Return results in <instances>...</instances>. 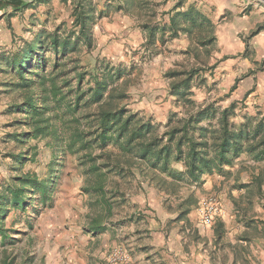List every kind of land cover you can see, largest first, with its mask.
I'll return each instance as SVG.
<instances>
[{
	"label": "rangeland",
	"instance_id": "rangeland-1",
	"mask_svg": "<svg viewBox=\"0 0 264 264\" xmlns=\"http://www.w3.org/2000/svg\"><path fill=\"white\" fill-rule=\"evenodd\" d=\"M10 2L15 4L4 12L5 26L0 27V61L2 56L36 41L46 47L53 37L60 46L64 41L71 46L73 43L62 60L67 63L64 70L76 66L78 72L95 66L105 71L119 67L121 78L108 88L123 90L120 104L148 120L159 133L166 129L165 123L172 115H188L175 101L170 87L174 71L194 72L191 98L202 108L213 104L221 111L234 102V123L257 113L264 115V53L256 52L250 43L264 25L236 35L229 30L234 16L253 9L249 3L234 12L220 10L210 0H135L131 6L128 0ZM82 9L90 45L79 34L80 24L76 23ZM174 14L175 31L170 25ZM34 52L40 55L42 51ZM46 55L51 61L53 50L47 48ZM2 69L0 192L22 173L35 174L45 182L51 179L48 183L53 191L45 203L38 193L27 192L25 210L7 211L3 222L7 237H0V261L11 259L19 264L32 258L31 264H109V255L120 249L127 253L130 264H143L146 242L142 239L149 236L142 229L131 232L128 226L131 221L146 222L147 212L172 216L163 228L155 229L159 233L183 236L182 224L186 223V246L193 242L204 246L189 217L198 216L199 201L207 196L217 199V216L228 214L226 220L217 221L209 229L214 238L208 251L214 253L222 233L231 232L237 224L249 229L250 238L264 236V161L254 162L242 154L233 167L224 168L226 173L204 175L198 183L185 176L174 183L169 179L151 180L149 172H142L128 156L110 146L111 164L105 168V176L99 178L87 171L90 163L81 164L76 155L62 157L45 145L44 139L22 135L28 131L23 123L26 117L13 106L22 102L24 93L15 85L17 77ZM51 69V63L47 64L46 72ZM200 119L203 124L216 125V118L202 115ZM174 168L182 170L181 163H174ZM99 183L104 186L109 209L102 196L90 189ZM236 212H241V218L234 217ZM245 247L247 253L250 247ZM251 260L255 258L243 259L245 264H252Z\"/></svg>",
	"mask_w": 264,
	"mask_h": 264
},
{
	"label": "trees",
	"instance_id": "trees-1",
	"mask_svg": "<svg viewBox=\"0 0 264 264\" xmlns=\"http://www.w3.org/2000/svg\"><path fill=\"white\" fill-rule=\"evenodd\" d=\"M128 2L130 6L135 4V0ZM175 16L170 17L174 31ZM76 23L80 24L79 34L90 45L84 9L80 10ZM72 47L73 43L71 46L67 41L60 46L57 38L53 37L48 47L36 41L32 45L29 43L27 48L2 56L0 65L6 68L0 66V69L16 76L15 85L24 93L22 102L15 103L13 107L26 117L23 123L28 131L22 132L25 138L44 139L45 145L62 157L76 155L81 164L90 163L87 171L99 178L105 176V168L111 164L113 151L108 149L110 146L124 157L128 156L126 158L142 172H149L151 180L169 179L174 183L185 176L190 182L198 183L204 175L226 173L224 168L233 167L242 154L254 162L264 161V115L257 113L234 123V102L221 111L213 104L200 107L191 98L190 83L194 72H171L170 87L175 101L188 115L186 118L172 115L165 123L166 129L159 133L148 120L120 104L123 90L108 88L110 83L121 78L119 67H111L112 70L107 71L99 66L81 72L76 70L77 66L74 70H64L67 63L62 60ZM47 48L53 50L51 61L46 55ZM33 50L34 53L38 50L43 53L33 55ZM49 63L52 69L46 72ZM202 115L216 118V125L203 124ZM176 162L181 163L182 170L174 168ZM48 181L51 179L45 182L35 174L22 173L14 176L7 188L0 192L1 239L7 237L3 226L7 211L10 208L25 210L27 192L38 193L43 203L51 199L53 189ZM90 189L102 196V202L109 209L110 203L104 199V186L99 183ZM31 261L29 258L19 264H31ZM0 264L14 263L11 259H3Z\"/></svg>",
	"mask_w": 264,
	"mask_h": 264
},
{
	"label": "crops",
	"instance_id": "crops-1",
	"mask_svg": "<svg viewBox=\"0 0 264 264\" xmlns=\"http://www.w3.org/2000/svg\"><path fill=\"white\" fill-rule=\"evenodd\" d=\"M212 4H215L220 10H232L236 12L240 10V6L245 3H249L252 6V10L248 14H239L234 16V21L230 27V34L236 35L239 31L247 32L250 29L264 25V0H210ZM15 2L10 0H0V27L5 26L4 12L12 8ZM251 38V47L256 52L259 50L264 53V26ZM148 220L146 222L131 221L128 229L132 232L135 229L145 230L143 234H148L149 238L142 239L146 242L145 245V257L142 259L143 264H245L243 259L254 257L255 260H251L252 264H264V236L257 238H250L248 235L249 229L242 225H236L231 232H224L219 240V246L217 250H213L211 253L208 251L211 246V240L214 236L211 235L209 230L217 221L226 220V216H216L214 222L211 225H204L199 220L197 214L189 217L192 222V226H196L198 233L201 234V240L203 244L194 245L191 243L186 246L187 224L181 221L180 223L185 229L182 231L183 236L174 235L172 232L159 233L158 228H163L164 224L168 223L170 217L167 212H147ZM229 213V212H228ZM241 218V212H236L234 217ZM197 217V218H196ZM144 223V224H143ZM160 226V227H159ZM191 226V225H189ZM191 226V227H192ZM261 229V227H259ZM149 230V233L147 231ZM194 232V228L192 229ZM208 237V242L206 238ZM264 233V231H263ZM118 235V232H117ZM241 237L249 238V241H242ZM252 241V242H250ZM246 245H249L250 250L247 253L244 251ZM198 248V249H197ZM214 249V248H213ZM149 253V255L147 254ZM132 254V253H131ZM133 256V254H132Z\"/></svg>",
	"mask_w": 264,
	"mask_h": 264
},
{
	"label": "built area",
	"instance_id": "built-area-1",
	"mask_svg": "<svg viewBox=\"0 0 264 264\" xmlns=\"http://www.w3.org/2000/svg\"><path fill=\"white\" fill-rule=\"evenodd\" d=\"M218 201L213 196L203 197L198 204V217L204 225H211L218 215ZM109 264H130V259L126 252L114 250L108 259Z\"/></svg>",
	"mask_w": 264,
	"mask_h": 264
}]
</instances>
